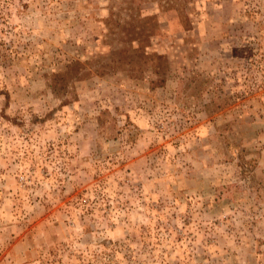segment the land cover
Instances as JSON below:
<instances>
[{"label":"rangeland","instance_id":"1","mask_svg":"<svg viewBox=\"0 0 264 264\" xmlns=\"http://www.w3.org/2000/svg\"><path fill=\"white\" fill-rule=\"evenodd\" d=\"M147 14L162 76L51 92L69 62L128 43L104 19ZM252 78L264 0H0V264H264V95L205 107Z\"/></svg>","mask_w":264,"mask_h":264},{"label":"trees","instance_id":"2","mask_svg":"<svg viewBox=\"0 0 264 264\" xmlns=\"http://www.w3.org/2000/svg\"><path fill=\"white\" fill-rule=\"evenodd\" d=\"M177 6V5H176ZM171 7L177 13L179 24L189 22L190 19L186 13L179 12L177 7ZM183 11V9H182ZM112 20L111 17L104 19L101 23L106 25H111V31L118 33L123 36H131L128 39V43L112 49L110 55L106 57V62L101 63L96 62L93 67H83L82 65L86 62H79L78 60H73L65 65L62 71L53 73L50 77L49 88L53 94L60 93L69 81H76L85 79L88 75H102L110 70L123 69L129 74V76L136 77L139 73H142L145 69H149L152 73L162 76L166 69V57L165 54L157 52L155 50H149V38L154 35V33L159 30L158 23L155 22L154 14H147L143 16H136L130 18V21H124L123 25L118 23V20ZM114 22V23H113ZM113 26H115L113 29ZM126 27V28H125ZM124 28V29H123ZM107 33V32H106ZM105 34L103 35V40H105ZM121 40V35H120ZM135 41L136 44L133 45L131 42ZM236 56V55H235ZM98 64V65H97ZM250 67H246V71H251L252 68L256 72L261 69L260 63L254 64V62L249 61ZM247 75V74H246ZM250 73L246 76L249 77ZM162 78V77H161ZM256 78H252L255 80ZM163 80V78H162ZM257 81L252 82L247 94L241 93L240 95L228 96L222 94L219 97L216 95L209 99L208 103L205 104L206 112L213 113L223 110L222 112H232L240 114L241 100L247 96H263L264 95V80L256 79ZM259 80V81H258ZM261 90V92H257ZM264 96L260 100L259 108L257 109L258 116L263 118L264 122ZM237 118V117H235Z\"/></svg>","mask_w":264,"mask_h":264}]
</instances>
